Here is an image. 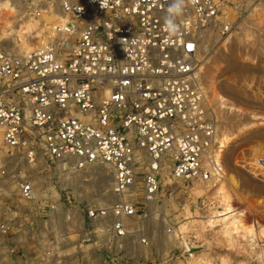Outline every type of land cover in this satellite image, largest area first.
I'll list each match as a JSON object with an SVG mask.
<instances>
[{
    "label": "built area",
    "instance_id": "1",
    "mask_svg": "<svg viewBox=\"0 0 264 264\" xmlns=\"http://www.w3.org/2000/svg\"><path fill=\"white\" fill-rule=\"evenodd\" d=\"M45 1H30L22 14L16 8L10 29L50 10L65 22L46 44L28 54L0 48L2 145L28 166L44 158L108 171L113 201L88 212L92 237L84 241L122 238L130 219L153 213L163 166L183 183L216 175L221 131L199 58L206 37H223L231 25L214 0H184L173 38L163 28L170 0ZM0 175L14 180L22 201L35 200L30 178L15 169ZM10 229L0 221L1 237ZM177 238L180 257L191 260L192 243Z\"/></svg>",
    "mask_w": 264,
    "mask_h": 264
},
{
    "label": "rangeland",
    "instance_id": "2",
    "mask_svg": "<svg viewBox=\"0 0 264 264\" xmlns=\"http://www.w3.org/2000/svg\"><path fill=\"white\" fill-rule=\"evenodd\" d=\"M4 1L22 14L32 0H14L16 7L13 0ZM214 1L220 21L230 23L231 30L223 37H206L201 68L212 66L217 90L230 108L217 110L201 82L220 133L232 138L223 153L224 170L232 179L224 181L230 212L221 213L211 192L195 190L205 182L175 181L166 164L150 217L130 219L129 234L122 238L84 241L92 237L88 212L113 201L108 171L79 170L70 163L63 172L44 158L28 166L20 154L11 157L0 147V171L15 169L35 189V200L24 202L14 180L0 175V221L11 228L0 236V264H196L198 257L211 264H264V235H259L264 231V0ZM11 26L0 48L25 53ZM35 35L28 37L29 44ZM51 36L44 35L46 42ZM211 220L216 222L210 226ZM178 234L192 243L191 260L180 257Z\"/></svg>",
    "mask_w": 264,
    "mask_h": 264
},
{
    "label": "bare ground",
    "instance_id": "3",
    "mask_svg": "<svg viewBox=\"0 0 264 264\" xmlns=\"http://www.w3.org/2000/svg\"><path fill=\"white\" fill-rule=\"evenodd\" d=\"M0 11H3V12H0V40H1L8 35L7 28L11 26L12 22L10 20L11 18L15 16V10L10 6V4H8V2L4 1V2H0ZM64 22L65 20L62 19L60 16H57L54 12H51L50 10H47L43 12L40 18L31 17L27 19L26 21L22 22L18 26L17 30L15 31V34L21 44L23 51L26 54H28L36 48L37 50L41 49L46 43V40L44 39V35L51 36L52 32L54 35V30H53L54 25H62ZM33 33L36 34L35 35L36 41L33 45H31L29 44L27 39ZM224 52L227 53L228 51H224ZM223 55H225V53H223ZM201 67L202 65L200 61V71H201L200 78L203 80V83L206 87L211 104L217 110H221V111L226 108H230L229 106H227L226 99H224L217 90V84L219 82L217 80L216 73L211 72L212 66L203 67V68ZM207 93H206V96H207ZM231 141H232V138L230 136L226 134H220L219 144H220L221 149L215 156V164L217 167L216 175L210 181L205 182L203 187L195 188V190L201 191L203 193L211 192L218 201V205H219V208L221 209V213H228L231 210L230 205H229V199H228L226 189H225L224 181L226 179H229L230 181H232V179L231 177L227 175L223 167V164H224L223 162L224 154L223 153L225 152V150L227 149ZM0 147L1 148L3 147L5 149V147L2 145L1 133H0ZM61 168L62 170L67 171V168H64L63 166H61ZM215 222L216 220H211L209 221V225L211 226ZM259 235H264V231H260ZM195 263L196 264H211L203 257H198L195 260Z\"/></svg>",
    "mask_w": 264,
    "mask_h": 264
},
{
    "label": "clouds",
    "instance_id": "4",
    "mask_svg": "<svg viewBox=\"0 0 264 264\" xmlns=\"http://www.w3.org/2000/svg\"><path fill=\"white\" fill-rule=\"evenodd\" d=\"M184 11V0H170L163 18V28L169 38L178 36L179 27L177 19L183 14Z\"/></svg>",
    "mask_w": 264,
    "mask_h": 264
},
{
    "label": "snow or ice",
    "instance_id": "5",
    "mask_svg": "<svg viewBox=\"0 0 264 264\" xmlns=\"http://www.w3.org/2000/svg\"><path fill=\"white\" fill-rule=\"evenodd\" d=\"M189 47H191V46L189 45Z\"/></svg>",
    "mask_w": 264,
    "mask_h": 264
}]
</instances>
